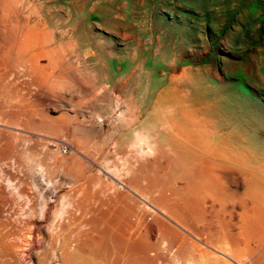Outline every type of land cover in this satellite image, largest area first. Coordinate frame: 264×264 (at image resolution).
Wrapping results in <instances>:
<instances>
[{
  "label": "rangeland",
  "instance_id": "374dc122",
  "mask_svg": "<svg viewBox=\"0 0 264 264\" xmlns=\"http://www.w3.org/2000/svg\"><path fill=\"white\" fill-rule=\"evenodd\" d=\"M163 88L264 146V0H0L1 180L24 181L37 210L84 183L146 203L132 173L159 166L138 122Z\"/></svg>",
  "mask_w": 264,
  "mask_h": 264
},
{
  "label": "bare ground",
  "instance_id": "6f19581e",
  "mask_svg": "<svg viewBox=\"0 0 264 264\" xmlns=\"http://www.w3.org/2000/svg\"><path fill=\"white\" fill-rule=\"evenodd\" d=\"M145 105L138 123L159 170H136L131 181L155 192L148 206L84 183L37 213L24 172L3 171L22 183L0 178V264H264V146L180 89Z\"/></svg>",
  "mask_w": 264,
  "mask_h": 264
}]
</instances>
